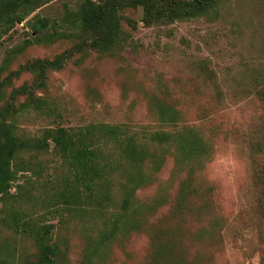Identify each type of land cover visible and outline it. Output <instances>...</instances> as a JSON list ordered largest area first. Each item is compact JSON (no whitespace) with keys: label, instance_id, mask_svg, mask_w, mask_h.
<instances>
[{"label":"rangeland","instance_id":"1","mask_svg":"<svg viewBox=\"0 0 264 264\" xmlns=\"http://www.w3.org/2000/svg\"><path fill=\"white\" fill-rule=\"evenodd\" d=\"M85 1L49 0L30 17L60 21L66 8ZM181 2L155 0L152 14L144 6H125L118 11L121 44L111 52L73 51L62 68L48 71L45 86L23 71L7 88L10 93L28 84L35 97L47 100L40 111L9 119L18 135L43 138L53 127L119 123L165 157L158 172L146 168L152 178L134 195L136 222L109 237L93 264H264V195L255 178L264 170V0H219L207 13L189 16ZM171 8L180 15L170 17ZM33 36L21 23L0 41V66L11 58L2 78L36 59L53 60L79 42L53 37L27 43ZM159 107L175 110L176 121H162ZM186 129L207 146L189 164L178 162L177 142L150 140L157 131L177 138ZM113 153L122 162L113 175L116 205L103 217L83 219L55 196L72 176L54 144L23 156L0 211V246L14 264L34 263L37 250L27 234L5 226L13 212L55 225L59 264L86 263L91 243L120 211L128 174L135 171Z\"/></svg>","mask_w":264,"mask_h":264},{"label":"trees","instance_id":"2","mask_svg":"<svg viewBox=\"0 0 264 264\" xmlns=\"http://www.w3.org/2000/svg\"><path fill=\"white\" fill-rule=\"evenodd\" d=\"M48 1L0 0V41L21 23L26 24L35 34L27 43L52 41L53 37L74 38L79 41L70 50L53 60L36 59L3 78L1 74L7 69L11 58H6L0 66V102H4L0 108V211L3 198L10 195L18 173L22 171L23 156L27 153L46 152L53 143L55 152L57 151L65 160L72 176L65 180L62 189L55 195L56 198L60 199L65 208L75 211L82 219L91 213L103 217L112 205H116L114 201L116 179H113V175L122 166V162L114 157L113 151L120 152L121 158L128 160L135 171L128 174L120 211L112 213L111 227L109 230L106 228L90 245L85 264H93V259L99 255L100 247L110 240L109 237L118 232L123 233L125 228L136 222L132 218L139 213V210L134 206V195L152 178V174L148 173L146 168L152 165L154 171L158 172L164 164L165 157L156 155L153 149L147 148L146 142L139 141L137 135L131 134L127 126L119 123L98 122L78 128L53 127L45 132L43 138L18 135L9 119L11 117L14 119L31 108L40 111L47 104V100L43 97H35L28 84H23L10 93H7V88L12 84L13 78L19 77L23 71H29L35 76L36 85L45 86L48 71L62 68L73 51L81 52L89 48L99 53L111 52L116 45L121 44L122 39L119 9L125 6H144L146 9L149 8L151 13L155 0L104 2L86 0L74 9L66 8L60 21L52 22L39 14L30 17L36 9ZM172 1L177 2L178 5L181 2V0ZM218 2L219 0H188L181 3L187 8L183 13L189 16L207 13ZM160 9H164V5ZM178 11L171 8L169 16L180 15ZM151 20L152 18H148L147 22L151 23ZM51 29H53L52 37L49 36ZM27 45L23 44L13 52H19ZM20 96H25L22 103L17 102ZM158 113L164 122H174L177 119L176 111L171 108L159 107ZM182 133L176 138L171 133L157 131L151 134L150 140L155 145L177 142V159L180 163L189 164L206 154V143L194 129H186ZM255 178L264 195V170L258 171ZM145 207L149 211L154 209V205H145ZM4 224L16 233L27 234L32 238L37 255L35 262L31 264H59L61 252L59 246L52 240L54 224L41 225L33 218H28L19 212H13L4 220ZM0 264H14L9 252L1 246Z\"/></svg>","mask_w":264,"mask_h":264}]
</instances>
